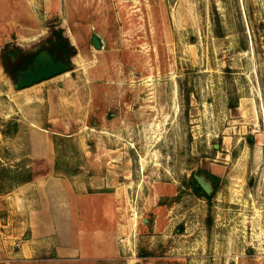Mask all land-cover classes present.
<instances>
[{
    "label": "rangeland",
    "instance_id": "1",
    "mask_svg": "<svg viewBox=\"0 0 264 264\" xmlns=\"http://www.w3.org/2000/svg\"><path fill=\"white\" fill-rule=\"evenodd\" d=\"M53 19L78 27L72 70L17 90L0 60V264H264V0H0V57ZM26 167L66 177L80 226L121 250L53 257L11 211Z\"/></svg>",
    "mask_w": 264,
    "mask_h": 264
},
{
    "label": "crops",
    "instance_id": "2",
    "mask_svg": "<svg viewBox=\"0 0 264 264\" xmlns=\"http://www.w3.org/2000/svg\"><path fill=\"white\" fill-rule=\"evenodd\" d=\"M67 29L70 32L69 39L77 49V54H81L82 40L76 32L78 27L76 25H68ZM76 194L73 184L68 182L66 177L50 175L33 178V181L21 184L18 193H13L11 197L9 196L12 201L10 203L11 211L20 217L29 218L30 220H27V224L30 227L35 225L36 232L42 225L47 227V235L53 237L48 239L46 245L54 247L53 257L67 260H83V258L90 256L95 259L100 256L117 254L121 250V246L116 241L118 232L115 227L86 230L82 225L80 226L81 209L78 207L79 203L77 204L79 208L77 210L70 209L72 204H69L70 200L77 202ZM74 211L77 221L74 223L75 228H73ZM112 213H116L114 207L112 208ZM76 223H78L77 228ZM68 226L70 230H67ZM117 239H119V236ZM31 242H36L37 244L32 247L31 251L25 249L24 246V249L17 254V257H31L39 251L38 249L45 247L40 243V240L35 241L32 239Z\"/></svg>",
    "mask_w": 264,
    "mask_h": 264
},
{
    "label": "trees",
    "instance_id": "3",
    "mask_svg": "<svg viewBox=\"0 0 264 264\" xmlns=\"http://www.w3.org/2000/svg\"><path fill=\"white\" fill-rule=\"evenodd\" d=\"M49 37L42 43L40 49L48 50L53 56L57 59L63 60V62L70 65V69L72 70V58L77 55V49L72 45L69 38L65 36V31L60 27L59 22L56 19L51 20L49 26ZM37 52V51H36ZM36 52H30L22 50V48L18 46L6 45L1 53V65L4 73L13 81H16L18 73L22 70H25L31 65V61ZM51 127V126H49ZM6 172V171H5ZM6 177L11 180L17 181L21 184L29 183L33 181V174L30 168H26L22 170V172H16L10 174V172L6 173ZM194 180V179H193ZM194 184L202 191L203 195L210 199L209 195H207L196 183L194 180ZM208 226L211 225V218L208 220ZM152 252L149 250H144L143 248H139L138 255L139 257H144L147 255H151Z\"/></svg>",
    "mask_w": 264,
    "mask_h": 264
},
{
    "label": "water",
    "instance_id": "4",
    "mask_svg": "<svg viewBox=\"0 0 264 264\" xmlns=\"http://www.w3.org/2000/svg\"><path fill=\"white\" fill-rule=\"evenodd\" d=\"M94 47L99 49V40L93 38ZM70 65L57 59L48 50L41 49L32 58L31 65L18 73L15 81V88L23 90L29 88L37 83L49 80L58 75L69 72ZM194 180L199 187L210 196L213 191L211 184L203 177L194 176Z\"/></svg>",
    "mask_w": 264,
    "mask_h": 264
},
{
    "label": "flooded vegetation",
    "instance_id": "5",
    "mask_svg": "<svg viewBox=\"0 0 264 264\" xmlns=\"http://www.w3.org/2000/svg\"><path fill=\"white\" fill-rule=\"evenodd\" d=\"M40 51V50H39ZM37 53V52H36ZM199 186V185H198Z\"/></svg>",
    "mask_w": 264,
    "mask_h": 264
}]
</instances>
